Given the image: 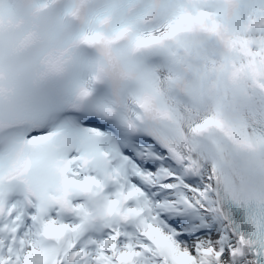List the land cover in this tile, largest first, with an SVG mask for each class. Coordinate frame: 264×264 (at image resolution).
Here are the masks:
<instances>
[{"label":"snow or ice","instance_id":"1","mask_svg":"<svg viewBox=\"0 0 264 264\" xmlns=\"http://www.w3.org/2000/svg\"><path fill=\"white\" fill-rule=\"evenodd\" d=\"M0 264H264V0H0Z\"/></svg>","mask_w":264,"mask_h":264}]
</instances>
